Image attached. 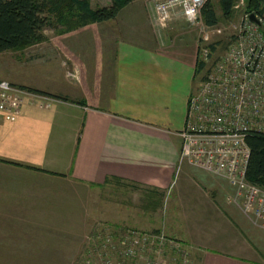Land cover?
Returning a JSON list of instances; mask_svg holds the SVG:
<instances>
[{"label": "crops", "instance_id": "crops-1", "mask_svg": "<svg viewBox=\"0 0 264 264\" xmlns=\"http://www.w3.org/2000/svg\"><path fill=\"white\" fill-rule=\"evenodd\" d=\"M152 10L134 0L114 19L62 33L61 68L39 55L0 69V80L53 98L0 119V264H51L62 234L75 236L63 256L76 263L100 223L163 231L190 247L193 264H264V227L238 206L235 188L180 161L198 39L158 26ZM178 11L171 17H185ZM88 29L92 38H72ZM108 178L166 192L165 208L153 222L111 206L104 217L98 190Z\"/></svg>", "mask_w": 264, "mask_h": 264}, {"label": "built area", "instance_id": "built-area-1", "mask_svg": "<svg viewBox=\"0 0 264 264\" xmlns=\"http://www.w3.org/2000/svg\"><path fill=\"white\" fill-rule=\"evenodd\" d=\"M166 26L179 8L192 24L207 0H148ZM250 14L226 51L213 58L204 38L197 62L205 63L189 96L180 132V161L221 176L235 188L234 200L264 227V188L247 179L250 132L264 134V34ZM49 107L53 98L0 80V119L13 121L26 100ZM76 264H193L190 247L164 232L100 224Z\"/></svg>", "mask_w": 264, "mask_h": 264}, {"label": "rangeland", "instance_id": "rangeland-1", "mask_svg": "<svg viewBox=\"0 0 264 264\" xmlns=\"http://www.w3.org/2000/svg\"><path fill=\"white\" fill-rule=\"evenodd\" d=\"M106 1L107 0H93L94 2L93 8L94 9L98 8L99 5H101V3H105ZM139 1L144 2L147 5L150 4L148 0H139ZM211 1L213 2L214 8L219 16V23L212 27H208L204 24L201 14L197 18V22L195 24L191 23V25H189V22L185 17L174 16L173 18L171 17L169 19V22L166 26H161L156 21L153 10L150 12V17L152 21H155V23L158 26L163 27L164 29L170 25L169 26L170 32H173V30H176V29L177 30L180 29V32H187V34H190L189 32H191L192 35L193 34L196 35V39H198V45H199L198 53H199V49L201 48V46H204V44L202 43V42H205L204 38H207V42L209 45L212 43L215 45L213 58H218L226 51L227 47L231 43V39L238 38L237 34L240 32V28H242V26L244 25L246 16L249 14V1L250 0H237L235 7H234V12L229 17L223 16L218 0H211ZM262 7L264 8V3L261 6V8ZM177 9L180 11L179 8ZM49 15L52 16L53 22L50 25H48L44 30V35L46 39L34 45H31V46H28V47H25L19 50L8 51V52L1 54L0 55V69H2L1 71L6 70L5 66H7L11 62V60H13L14 62H22L28 57L30 58V57L39 56V55L40 57L41 56L43 57V59L40 58V61H39V62H42L43 66L46 65L47 67H54V68L62 67V24L58 23L57 15L55 17L52 14H49ZM261 18L264 21V16H262ZM91 24H95V23H91ZM103 28L105 30H108L109 27L100 26L99 30H102ZM112 28L113 27H110L109 30H112ZM78 29H75V30H78ZM75 30H72V31H75ZM105 30L103 31V33L104 32L106 33ZM259 30L262 31L264 34L263 23L259 24ZM72 31H69V32H72ZM87 33H89L88 36H83L79 34L77 36H73L72 38H92L90 36V29L87 30ZM48 56L53 57L51 62L49 61L50 59H48ZM5 63L7 64L5 65ZM2 80H7V79H2ZM198 81L199 79L197 78L196 82ZM64 84L66 83L64 82ZM98 191H99L98 193L99 209L98 210H99V213L100 214L102 213L104 217L110 214V211L106 212L107 211L106 208L108 206H111V207H114L115 214L119 216H122V214L125 211H129L131 212V216H132L131 218H134L133 216L138 217L140 215H144V212H146L147 213L145 215L146 219H143L142 221H148V222H153L154 219L156 218L154 217V214H153L155 213V211L157 212L160 209V207L162 208V206H163V209L165 208L164 207L165 198L167 196L166 192L160 193L146 186L144 187V186L133 185L132 183L131 184H118L116 182L107 183L101 186ZM161 201H162V204L159 203ZM239 205L240 203H238V206ZM240 208L243 209L241 206ZM245 213L254 222L262 226L260 222L256 220L254 216H252L248 212H245ZM121 221L122 220L118 222H121ZM100 224H103V223H100ZM140 230H143V229H140ZM147 231H152V230H147ZM52 237L56 239L58 238V236H52ZM87 237L88 236H86V238ZM75 245H76L75 236H72L69 234L67 235L62 234V236L59 237L58 244L55 243V241L53 240L52 242L53 247H62V258L61 257L54 258L55 256H53L52 257L53 259L51 258V260L53 261H50L51 264H76L72 262V260H69L67 256H63V255H67L70 252V250L73 247H75Z\"/></svg>", "mask_w": 264, "mask_h": 264}, {"label": "trees", "instance_id": "trees-1", "mask_svg": "<svg viewBox=\"0 0 264 264\" xmlns=\"http://www.w3.org/2000/svg\"><path fill=\"white\" fill-rule=\"evenodd\" d=\"M132 1L134 0H112L109 6L91 9L88 0H0V54L44 41L46 39L44 30L53 22L52 16L49 14L54 17L57 15L58 23L62 24V33H65L91 23L114 19L119 11ZM236 1L218 0L224 17L233 14ZM263 3L264 0H250L249 14L254 13L258 17L264 16V8H261ZM201 16L204 24L208 27L219 23V16L211 0H207L202 7ZM209 46L212 51L215 50L213 43ZM204 68L205 63L197 62L196 75L201 73ZM28 89L49 95L33 88ZM54 97L68 100L63 96ZM246 142L250 148L247 179L264 188V134L250 132L246 136ZM110 181L111 178H108L105 183H110ZM159 203L162 204V201ZM111 225L123 227L117 224ZM154 231L159 232L160 230Z\"/></svg>", "mask_w": 264, "mask_h": 264}, {"label": "water", "instance_id": "water-1", "mask_svg": "<svg viewBox=\"0 0 264 264\" xmlns=\"http://www.w3.org/2000/svg\"><path fill=\"white\" fill-rule=\"evenodd\" d=\"M250 19H251L253 22H255V23H259V21H258L256 15H255L254 13L250 14Z\"/></svg>", "mask_w": 264, "mask_h": 264}]
</instances>
